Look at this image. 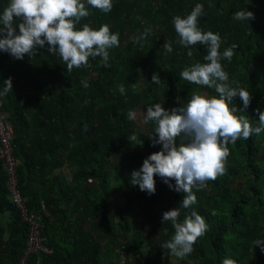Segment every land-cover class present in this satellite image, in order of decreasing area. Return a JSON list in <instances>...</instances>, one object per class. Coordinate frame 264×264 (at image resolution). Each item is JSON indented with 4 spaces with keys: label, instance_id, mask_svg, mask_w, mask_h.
Returning a JSON list of instances; mask_svg holds the SVG:
<instances>
[{
    "label": "trees",
    "instance_id": "obj_1",
    "mask_svg": "<svg viewBox=\"0 0 264 264\" xmlns=\"http://www.w3.org/2000/svg\"><path fill=\"white\" fill-rule=\"evenodd\" d=\"M82 2L90 15L77 29L85 23L95 30L106 24L119 35V46L109 50V67L102 66L100 57H90L91 67L67 72L59 54L49 53L47 45L22 60L0 51V91L4 81L12 82V92L0 97V113L12 132L17 186L27 217L38 223L41 246L51 252H32L25 264H118V247L128 258H136V264H170L171 257L178 258L163 246L175 230L170 221L161 220L174 208H180L181 222L195 210L208 224L184 264H222L225 258L264 264V253L252 247L256 239H264V132L228 145L227 172L209 181L205 190L193 189L197 203L189 209L180 207L184 194L170 190L159 176L154 177L152 195L120 180L119 202L108 185L110 162H124L131 173L159 151L148 138L155 124L142 122L133 130L129 111L139 106L147 111L153 103H162L171 112L185 106L194 93L218 95L180 76L185 68L207 63V48L179 44L173 24L174 17H186L198 3L205 13L198 27L220 35V52L237 46L232 60L222 59L221 64L230 86L246 88L252 95L250 106L237 115L258 125L256 109L264 111V0H112L109 13ZM8 3L0 0V15ZM242 9L255 18L248 23L235 20L233 14ZM146 29L149 34L137 41ZM165 42H171V52L163 47ZM153 73L160 84L151 83ZM233 103L238 109L243 106L239 97ZM132 133L143 143L130 142ZM181 142L178 138L177 144ZM6 181L0 163V264H19L29 224L12 202ZM140 203L148 205L144 228L127 223Z\"/></svg>",
    "mask_w": 264,
    "mask_h": 264
},
{
    "label": "clouds",
    "instance_id": "obj_2",
    "mask_svg": "<svg viewBox=\"0 0 264 264\" xmlns=\"http://www.w3.org/2000/svg\"><path fill=\"white\" fill-rule=\"evenodd\" d=\"M87 4L103 13L111 12L113 7L112 0H87ZM204 14V6L198 3L186 17L176 16L173 19L179 44L186 48L195 45L207 48V55L204 56L207 63L185 68L180 76L190 84L212 88L218 95L194 93L185 106L171 112L162 103L148 106L143 113V122L155 124L154 132L148 138L153 146L161 145V150L144 159L142 166L131 173L130 180L140 191L152 195L156 191L154 177L159 176L170 190L184 194L180 205L183 209L197 203L193 189L205 190L209 181H215L227 172L230 143L248 140L264 132V111L256 109L259 117L257 126H253L248 118L237 115L250 106L252 95L246 88L231 87L229 74L221 64L222 59L232 60L237 46L233 44L221 53L220 35L201 31L198 27V21ZM89 15L82 0H9L0 15V51L22 60L25 54L36 56L47 45L49 53L59 54L67 72H72L74 68L91 67L90 57H100L102 66L109 67V50L119 46V35L112 33L106 24L98 30L86 23L77 29V24ZM233 18L248 23L255 17L253 12L242 9L236 11ZM149 32L146 29L137 41H143ZM163 47L168 52L173 50L171 42H165ZM187 54L191 57L193 52L190 50ZM151 83H161L158 74L153 73ZM83 87H88L87 82L83 83ZM132 89L137 91L135 84ZM125 91L124 85H119L122 95ZM9 92H12L11 78L4 81L0 97L7 96ZM237 97L243 105L239 109L233 103ZM128 118L135 119V112L129 111ZM178 138H182L179 145ZM128 139L135 145L143 143L135 134ZM183 139L188 142L184 143ZM180 215V208L171 209L162 214L161 222L170 221L175 230L171 240L163 247L172 256L183 260L194 251L197 240L207 232L208 224L195 210L182 222ZM257 246L264 253V239H256L252 247ZM222 264L237 262L225 258Z\"/></svg>",
    "mask_w": 264,
    "mask_h": 264
},
{
    "label": "built area",
    "instance_id": "obj_3",
    "mask_svg": "<svg viewBox=\"0 0 264 264\" xmlns=\"http://www.w3.org/2000/svg\"><path fill=\"white\" fill-rule=\"evenodd\" d=\"M11 128L8 123L5 122L4 116L0 113V163L2 169L6 172L7 181L6 186L11 195L12 202L20 210L22 218L29 224V235L27 242V249L23 258L19 264H25L27 256L32 252H41L49 254L50 252L41 246L40 237L38 234V223L32 219H29L26 215L25 199L19 192L16 178V166L18 161L13 155V147L9 140L11 139ZM36 233H33V231ZM38 236V238H37ZM119 264H124L123 258H120Z\"/></svg>",
    "mask_w": 264,
    "mask_h": 264
},
{
    "label": "rangeland",
    "instance_id": "obj_4",
    "mask_svg": "<svg viewBox=\"0 0 264 264\" xmlns=\"http://www.w3.org/2000/svg\"><path fill=\"white\" fill-rule=\"evenodd\" d=\"M133 112H135L136 114V118L135 119H130L132 121V125L131 128L133 130L138 129L142 122H143V113H146V111L141 107H137L133 110ZM134 133V132H133ZM132 133V134H133ZM263 144H264V139H263ZM159 149V151L161 150V145H156ZM125 163L123 162V164H120V161L118 162H110L109 164V171H110V180H109V190L111 191V195L115 200H119V189L117 188V183H119L120 180H124L126 182H128V188L130 189H134L133 185L130 183L131 180V173H129L126 169H125ZM135 170H138V168H135ZM148 205L144 204V203H140V204H136L134 205L132 212L129 214L128 219H127V223H129L130 225L136 226L138 228H144L146 227V225L144 224V220L145 218V211L144 208L147 207ZM123 204H120L119 209H122ZM171 210V209H170ZM33 233H36V231L34 230ZM155 238V236H153ZM38 238V236H37ZM158 239L155 238L153 239V241L155 243H158L157 241ZM105 242V241H103ZM115 251L118 253L119 255V261L118 264L120 262V258H123L124 264H136L137 259L136 258H128L127 256L124 255V253L122 252V250L118 247L117 249H115ZM142 253L143 254H147L148 255V249L143 248L142 249ZM185 260H180V259H175V258H170V264H184ZM187 263L191 264V261H187Z\"/></svg>",
    "mask_w": 264,
    "mask_h": 264
},
{
    "label": "crops",
    "instance_id": "obj_5",
    "mask_svg": "<svg viewBox=\"0 0 264 264\" xmlns=\"http://www.w3.org/2000/svg\"><path fill=\"white\" fill-rule=\"evenodd\" d=\"M49 252H50V251H49ZM50 253H51V252H50ZM50 253H49V254H50Z\"/></svg>",
    "mask_w": 264,
    "mask_h": 264
}]
</instances>
